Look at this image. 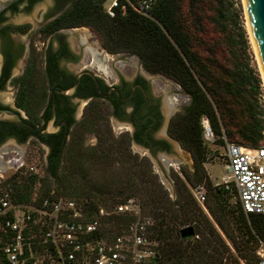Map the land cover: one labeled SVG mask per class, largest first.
<instances>
[{
  "label": "trees",
  "instance_id": "16d2710c",
  "mask_svg": "<svg viewBox=\"0 0 264 264\" xmlns=\"http://www.w3.org/2000/svg\"><path fill=\"white\" fill-rule=\"evenodd\" d=\"M139 1L118 0L114 15L109 16L104 10L105 0H73L50 25L88 27L98 34L107 53L135 54L147 71L180 86L189 104L173 118L169 131L190 153L192 170L181 171L183 179L174 175L175 197L171 198L148 161L137 159L129 151L127 138H115L106 122L92 128L91 117H86L76 130L98 131L97 143L85 146L82 138L74 137L68 144L64 139L50 142L48 162L37 189L41 197L52 194L83 201L91 212L140 195L143 212L152 219L150 239L154 250L144 264H255L258 242L264 243V215L245 214L234 187L212 184L203 166V118L208 121L213 140L222 145L229 142L254 147L264 139V114L256 100L259 80L246 60V34L238 24L233 2L149 0V9L142 14L132 8ZM38 65V54H32L13 109L25 111L28 119L24 120L33 126L41 121ZM0 108L9 107L0 103ZM0 135L17 136L19 143L31 135L40 143L43 140L8 123L0 128ZM113 154H120L116 157H121L122 179L94 183L88 170ZM36 180V175H22L19 183H12L18 201L30 199ZM51 182L57 184L52 190ZM188 185L204 188L203 207ZM233 197L235 201L229 203ZM127 222L126 216L116 217L109 221V230L120 232Z\"/></svg>",
  "mask_w": 264,
  "mask_h": 264
},
{
  "label": "flooded vegetation",
  "instance_id": "af4514ba",
  "mask_svg": "<svg viewBox=\"0 0 264 264\" xmlns=\"http://www.w3.org/2000/svg\"><path fill=\"white\" fill-rule=\"evenodd\" d=\"M40 1L18 0L0 13V90L11 82L15 87L13 95L15 105L20 85L30 67L31 55L38 54L37 79L38 87L41 88L38 95V104L41 106L38 116L41 117V121L37 127H46L53 99L55 124L59 126V130L54 134L41 136L43 138L41 143L32 135L22 143L17 141V136L5 138L4 135H0V146L10 139L17 145L25 144V148L36 142L43 149L42 165L45 167L50 142L60 143L64 139V144H68L74 137L82 138L85 146L91 145L86 143L89 138L94 140V145L97 143L98 131L76 130L84 118L91 117L89 123H94L92 128H98L101 122H106L107 128L115 138L122 136L127 138L128 149L134 155L142 154L141 156L155 158L160 155L158 162L168 164L164 156L170 154L174 147L178 151L187 152L169 131L171 121L179 114L181 108L177 94L183 92L182 89L176 83L177 90L174 89L172 87L174 82L171 79L147 71L141 62L140 67L134 72L122 66H96L95 60L89 57L91 47L84 39L72 47L67 34L88 27H59L50 24L73 0H53L52 7L45 12L41 24L36 29L42 40V47L38 52L30 40L24 43L14 39L17 36L30 35L29 26L26 23H8L9 16L27 12ZM111 55L119 57L116 60L120 63L126 55L139 59L137 55L128 52ZM15 67L18 68L13 74ZM76 80L78 84L73 93L70 95L60 93L69 90ZM23 112L25 113L23 118L28 119L26 112ZM3 124L7 123L0 122V128ZM87 128H90L89 125ZM4 149L14 148L0 147V151ZM16 151L22 152L20 148ZM61 167L62 164L59 165V169ZM168 167H172V164L169 163Z\"/></svg>",
  "mask_w": 264,
  "mask_h": 264
},
{
  "label": "built area",
  "instance_id": "2783aa9c",
  "mask_svg": "<svg viewBox=\"0 0 264 264\" xmlns=\"http://www.w3.org/2000/svg\"><path fill=\"white\" fill-rule=\"evenodd\" d=\"M150 1L132 8L146 14ZM118 0H105L104 10L114 15ZM204 137L213 141L208 121L202 119ZM226 188L232 184L245 214L264 215V139L248 147L225 142ZM22 175H36L24 152L0 151V264H144L153 256L151 217L140 200L130 197L111 208L91 212L83 201L34 192L28 201H18L12 185ZM203 207L204 188L190 190ZM126 216L120 232L109 230V221ZM197 237V236H196ZM255 264H264V251Z\"/></svg>",
  "mask_w": 264,
  "mask_h": 264
},
{
  "label": "rangeland",
  "instance_id": "374dc122",
  "mask_svg": "<svg viewBox=\"0 0 264 264\" xmlns=\"http://www.w3.org/2000/svg\"><path fill=\"white\" fill-rule=\"evenodd\" d=\"M233 2V9L238 15V21L243 29L245 30L246 34V60L248 61L249 68L252 72V75L254 78H257L259 80V89L258 93L256 94V100L257 104L259 106V110L262 114H264V89L262 86V82L260 79L259 71L257 68L256 60L248 39L246 24L244 20L243 10L241 6L240 0H232ZM53 0H41L39 3H37L32 9H30L27 12L15 14L13 16H9L8 23L13 24H21L26 23L28 24V29L30 31V35L26 36H17L14 37L15 40L21 41V42H27L30 40V43L33 44L35 50L38 52L41 50V37L37 34L36 29L41 24V19L43 18L45 12L49 10L52 7ZM68 40H70L72 47L76 44L78 45L79 41L84 39L87 41L88 45L91 47V53L89 54L90 58H93L95 61L96 66H108V67H117L122 66L126 70L130 72H134L140 67V60L124 56L123 61L118 62L116 59H118L116 56H113L109 53H105L104 49L100 45V38L98 34H96L94 31H92L90 28H83L77 31H71L67 34ZM45 41V40H44ZM1 50V49H0ZM122 58V57H120ZM1 59V56H0ZM18 67H15L13 70V74L16 73ZM174 82V81H173ZM179 86V85H178ZM172 87L176 89L175 82L173 83ZM180 87V86H179ZM177 90V89H176ZM175 90V91H176ZM15 87L11 82H8L5 85V88L3 90H0V103L4 105H9L11 107L15 108V105L13 104V95H14ZM178 102L181 103V108L179 109V113H182L185 109V107L189 104V97L184 92H178L177 94ZM22 116H25V113L19 109ZM117 128L115 127V130ZM86 143H89L93 146L94 140L89 138ZM215 140V139H214ZM205 141V152H206V159L203 164L206 173L214 185H220L221 183V177L227 176L228 173L225 169L226 164V156L224 151V145L217 143V141ZM9 146L11 148H14V150L20 148L22 152H24L25 159L27 163L33 164L38 168V174L34 192L40 193L38 191L37 187L40 186V178L43 175V151L40 145H38L36 142H32L27 148H25V144L17 145L13 140H6L4 143L1 144L0 147ZM87 146V145H86ZM120 154H113L108 161L106 162H98L96 166L90 167L88 170L89 178L93 180L94 183L97 184H107V182L112 181L116 182L118 179H122V163L118 160H120ZM140 155H134L137 156V159L141 160H147L150 165V169L154 174L157 176L158 182L163 186V188L168 192L169 196L171 198L175 197V178L174 175H177V177L183 179V176L181 174V171L183 170H192V158L190 153L178 151L174 147L172 152L166 156H164L165 161H168L172 164V167H168V164L166 163H160L158 162V158L161 156L158 155L156 158L153 156H141ZM145 160V161H146ZM175 160V161H173ZM148 165V164H146ZM57 184L52 183L50 184V189L56 188ZM232 184H229L228 188H232ZM189 190H192L196 187H192L188 185ZM44 190V189H43ZM42 191V186H41ZM205 196V195H204ZM134 198L140 200L141 196L136 194ZM114 199H120V196H114ZM235 201V198H231L229 200V203H233ZM207 216L210 218L209 214L206 213ZM219 231V229L217 228ZM220 235L221 232L219 231ZM222 238L225 240L226 244L229 246L230 251L232 254H235L233 248L231 247L230 243L227 241L225 237ZM264 251V243L259 241L258 247L256 249V255L259 257V254L263 253ZM243 264V263H242Z\"/></svg>",
  "mask_w": 264,
  "mask_h": 264
},
{
  "label": "water",
  "instance_id": "95a60500",
  "mask_svg": "<svg viewBox=\"0 0 264 264\" xmlns=\"http://www.w3.org/2000/svg\"><path fill=\"white\" fill-rule=\"evenodd\" d=\"M18 0H0V13ZM246 24L248 39L256 60L260 79L264 89V0H240ZM78 81L69 90L60 93L70 95L76 89ZM0 122L12 124L38 136L54 134L59 130L55 124V108L53 99L50 104V119L45 128L33 126L26 122L20 112L10 108H0ZM191 232H189L190 234Z\"/></svg>",
  "mask_w": 264,
  "mask_h": 264
}]
</instances>
